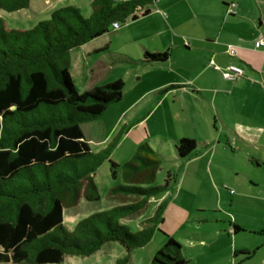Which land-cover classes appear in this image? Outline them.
<instances>
[{"label": "trees", "instance_id": "16d2710c", "mask_svg": "<svg viewBox=\"0 0 264 264\" xmlns=\"http://www.w3.org/2000/svg\"><path fill=\"white\" fill-rule=\"evenodd\" d=\"M152 2L91 0L87 16L68 4L29 29L6 28L0 18V263H60L66 255L88 256L115 241L126 253L113 264H127L130 251L159 230L164 200L138 230L132 232L121 222L168 186V174L162 184L153 185L162 153L147 142L138 144L122 164L110 161L112 177L120 168L121 181L109 190L117 204L86 215L71 229L63 224L64 208L80 197L99 199L92 173L121 133L93 152L81 125L100 117L121 99L124 89L117 78L78 92L69 74L70 51L111 32L114 22L147 15ZM29 3L0 0V9L11 12ZM167 57V50L144 51L140 61L160 64ZM194 148V140L186 137L173 144L177 158ZM162 234L164 240L148 264H187L181 244ZM239 254L245 257L247 252Z\"/></svg>", "mask_w": 264, "mask_h": 264}, {"label": "rangeland", "instance_id": "374dc122", "mask_svg": "<svg viewBox=\"0 0 264 264\" xmlns=\"http://www.w3.org/2000/svg\"><path fill=\"white\" fill-rule=\"evenodd\" d=\"M90 1L30 0L27 8L11 12L0 9V18L6 28L29 29L37 21L48 18L52 10L68 4L76 6L82 15L87 16L91 10ZM128 23H130L129 18L119 24V29L111 27L110 33L96 37L70 51L69 74L78 92L93 85H100L120 78L124 82V96L119 102L110 105L100 117L81 125L83 136L93 152L103 149L119 131L121 133L115 146L110 148L107 158L103 159L92 173L99 199L87 201L80 197L74 206L64 208L63 224L71 229L77 220L86 215L117 204V200L110 198L109 190L120 183V168L119 166L115 168V175L112 177L110 161L117 165L122 164L132 156L138 144L147 142L152 148H159L162 153L161 163L155 172L153 185L162 184L168 174V186L165 191L150 197L141 211L122 219L121 222L126 224L132 232L138 230L147 224L144 221L145 218L150 216L157 204L164 200L163 222L159 225V230L156 229L153 232L148 242L130 251L127 264H148L164 240L162 233L171 236L181 244L183 252H187V256L193 254L188 264H195V262L197 264H219L221 260L214 252L215 245L210 242L205 247L200 246L203 244L200 234H209L218 220L230 221L245 213L248 214L249 210H252L254 215H258L261 210L264 211V208L249 209L247 203L253 201L257 206L260 204L264 206V203L249 197L235 201L237 195L248 194L251 184L242 169L234 166L241 167L246 161L247 155L255 158V155L260 154L262 149L254 147V145H245L242 142H239L238 146L234 145L232 141H219L221 137H224L223 134L230 131L225 128L226 132L222 131L218 114L226 120L224 125L232 130L235 122L232 118L234 111L250 113L264 111V94H262L264 91V69L248 72V69L244 71L242 68L241 74L234 80L242 78V82H244L243 80L249 81L253 83L251 84L253 86L235 87L233 93L228 97L226 91L219 92L215 97L212 96L211 91H205L198 95V100H194L195 106L198 108V137L197 134L191 132L194 139L189 138L195 142L196 153L188 158H177L172 145V139L175 138L173 137L175 133L173 125L176 124L177 127L178 136L176 139L181 138L184 131L179 122L180 118L176 123H173L162 114L168 109L166 103H170L171 98L163 101L162 95L143 96L129 111L141 112L153 108L152 111H155L153 115L142 125H132L131 118L126 112L122 117L123 121H118L113 127L119 112L124 108L130 95L133 94L136 83L151 86L153 85L151 84L153 76L166 77L168 75V71H164V67L147 68L144 63H138L137 59H133L135 63L116 60L119 58V54L136 55L132 43L126 41L124 36H120V32ZM138 23L136 30L142 29ZM130 34L131 32L127 36ZM255 48L264 49L263 46L256 47V44ZM209 62L212 69L218 68L221 76L223 69L228 65L223 66L224 64L212 60ZM230 64L241 67L235 60H231ZM148 69L153 71L147 72ZM143 71H146L145 74ZM222 78L224 81H234L223 76ZM207 82L209 85H202L203 88L221 89L227 86L222 83L221 79L215 78L214 74ZM217 136L220 139H217ZM154 138H158L157 141L161 140L155 144ZM195 157L198 159L196 160ZM256 161L263 164L259 158L253 160L252 164L257 165ZM229 203L232 205L233 211H228ZM192 233H198V240L184 238L185 234L191 235ZM196 244H198V250ZM125 253V248L118 242L109 241L88 256L66 255L60 263L46 264H113L116 258L122 257Z\"/></svg>", "mask_w": 264, "mask_h": 264}, {"label": "crops", "instance_id": "0c3cea01", "mask_svg": "<svg viewBox=\"0 0 264 264\" xmlns=\"http://www.w3.org/2000/svg\"><path fill=\"white\" fill-rule=\"evenodd\" d=\"M230 2H234L235 5L232 13L227 14L225 8L226 4ZM147 9L149 10L147 15L130 20V23L126 24V27L120 32V36H124L126 41L132 43L136 55L119 54V57L133 63H135L133 59H137L138 63H144L140 61L144 51L167 50L168 57L163 63L144 64L147 68L164 67V71H168V75L166 77L153 76L151 83L153 85L151 86L136 83L133 94L130 95L124 108L119 112L113 127L118 121H123L122 117L126 112L131 118L132 125L144 124L155 112L152 111L153 108L141 112L129 110L134 108L137 100L143 96L158 94L162 95L163 101L172 99L170 103L168 102L169 104L166 103L168 109L163 111V116L168 117L173 123H176L180 118L179 122L184 131L182 137L194 139L191 132L197 134L198 137V108L194 103V100H198V95L205 91H211L212 96L215 97L219 92L226 91L228 97L233 93L235 87H248L253 84L245 80L242 82V78L231 82L224 81L218 68L212 69L209 61L219 62L225 66V64H230L231 60H235L244 71L248 69V72L264 69V49L255 48L256 41L264 34V0H153L147 5ZM137 23L138 26H142V29L136 30ZM129 32L131 34L127 36ZM229 46L233 47V54L226 51ZM192 56L195 58H191ZM151 71L153 70L148 69L147 72ZM145 72L143 71V74ZM171 73L174 75H170ZM213 74L227 86L221 89L203 88L202 85L207 84ZM169 85L174 86L162 90ZM218 116H220L222 131L226 132L225 129L230 131L223 134L224 137H221L219 141H232L234 145L238 146L239 142H242L245 145H254V147L262 149L260 154L255 155V158L246 156V161L251 167L246 161L241 167L234 166L242 169L251 184L248 194L237 195L235 201L249 197L264 203V111H257V113L234 111L232 118L235 122L232 130L224 125L226 120L221 115L218 114ZM173 129L175 138L172 139V145L178 140L176 139L178 136L176 124L173 125ZM157 139H153L155 144L161 140L157 141ZM217 139L220 137L217 136ZM158 150L160 151L159 148ZM194 153H196L195 148L186 157L188 158ZM256 158L261 159L263 164L257 161V165L252 164ZM228 205V211H233L232 205L230 203ZM247 207L249 209L264 208L261 204L257 206L253 201L247 203ZM234 225L238 226L237 230L233 229ZM200 237L203 241L200 246L205 247L213 242L214 252L221 260L219 264H264L263 210L258 215H254L252 210H249L248 214L245 213L230 221L218 220L209 234H200ZM184 238L198 240V233L185 234ZM195 246L198 250V244ZM239 251L247 252V255L243 257ZM183 254L188 264L193 254L190 256H187V252H183Z\"/></svg>", "mask_w": 264, "mask_h": 264}, {"label": "built area", "instance_id": "2783aa9c", "mask_svg": "<svg viewBox=\"0 0 264 264\" xmlns=\"http://www.w3.org/2000/svg\"><path fill=\"white\" fill-rule=\"evenodd\" d=\"M235 5L234 2H230L226 4L225 11L227 14L232 13L233 6ZM119 22H114L112 24L113 29H117L120 27ZM264 45V36L262 35L257 41H256V46H263ZM229 54H233V47L229 46L227 49ZM242 67L228 64L222 71V76L226 79L234 80L237 76L241 74Z\"/></svg>", "mask_w": 264, "mask_h": 264}]
</instances>
